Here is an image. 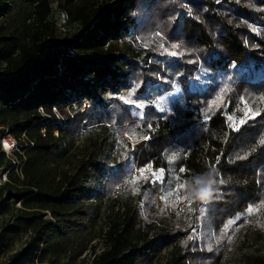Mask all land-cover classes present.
Listing matches in <instances>:
<instances>
[{
    "label": "trees",
    "instance_id": "1",
    "mask_svg": "<svg viewBox=\"0 0 264 264\" xmlns=\"http://www.w3.org/2000/svg\"><path fill=\"white\" fill-rule=\"evenodd\" d=\"M55 1L77 29L71 37L50 19L52 0H0V139H14L23 176L0 144L8 179L0 215H15L0 233V254L17 225L30 231L6 264L77 258L98 224L103 248H93L90 264H151L168 245L167 264H216L238 229L264 233V0ZM131 30L149 46L145 67L138 64L145 50L125 39ZM182 41L201 42L204 57ZM176 87L187 108L160 113L152 105L143 119L117 100L127 90L153 104ZM227 117L246 122L234 130ZM123 135L148 140L136 151ZM78 136L83 155L72 173L61 171L59 158ZM147 168L163 175L162 203L160 173L141 175ZM204 185L210 195L177 213L176 202ZM197 207L200 230L191 218ZM242 261L264 264V256Z\"/></svg>",
    "mask_w": 264,
    "mask_h": 264
},
{
    "label": "rangeland",
    "instance_id": "2",
    "mask_svg": "<svg viewBox=\"0 0 264 264\" xmlns=\"http://www.w3.org/2000/svg\"><path fill=\"white\" fill-rule=\"evenodd\" d=\"M127 0H99V3L101 4H106V3H125ZM51 16L50 19L54 20L56 25L59 24H66L65 19L61 13L57 10V4L55 0H52L51 3ZM58 27V25H57ZM66 27L69 29L67 32H63L60 30L63 34H68L69 37H71L75 32L76 28L75 26L68 25L66 24ZM125 39L127 41H131L132 39H135V43L133 45L137 46L138 49L140 50H145V52L142 53L141 57L138 59V64L139 66L145 67L146 64L149 63L150 57L147 51L149 50V46L144 44L142 40L137 36L133 30L129 32V36H127ZM183 45L185 48L193 51L197 58L199 60L202 59L205 55L206 51V46L203 45L199 41H182L180 43ZM182 89L180 87H176L175 90H173L170 93L160 95L159 97L156 98V100L153 102V104H150L148 102H145L144 100H136L137 97H135L134 93H130L134 95L133 97H129L127 95L128 91H122L123 96H118L117 100L121 101L123 99L124 103L130 104L129 109L133 113H136V115H133L134 118L139 119V111L140 109L135 108V104L137 103H142L145 105L144 109L150 108L152 105L154 108L160 112L159 106L161 101V97L164 98V101L167 103L168 109L174 104H179L184 108H187L188 105L186 104L183 94H182ZM176 95V96H174ZM261 96V95H260ZM259 94H255L254 97H260ZM132 98V99H131ZM90 105L88 103H83L81 111L83 113H87V110L89 109ZM190 111H193L191 108ZM161 113V112H160ZM207 119H204V121H207ZM241 119H236L234 117H227V124L230 128L232 129H238L239 126L241 125L240 123ZM123 139L126 140L127 142H130L133 146L136 147L137 144H139L141 141L138 142H133L127 135H123ZM147 140L148 139H144ZM83 143V136H78L74 145V148L71 149L66 155L62 156L59 158L58 164H59V169L61 171H66L68 173H72L75 168L78 165V160L80 157H82L83 152H82V144ZM146 144V143H145ZM114 146L117 147L119 146L118 144V139L116 138L114 141ZM145 146V145H144ZM136 150V149H135ZM137 151V150H136ZM140 151V150H139ZM117 156V150L114 148L110 154L107 153L105 155V160L102 161L103 165L105 168H109L111 161L113 158H116ZM114 168V166H113ZM153 173L154 174L160 173L159 171H152L150 168L144 169L143 173ZM140 173V170L138 169H133L132 174L135 176L136 174ZM3 179H1V182L3 183ZM99 184H103L102 178L100 179ZM159 185L160 189L157 194V200L162 203L164 199V193H163V185H164V178L163 175L160 173L159 177ZM2 186V185H0ZM207 185H204L200 187L199 189L195 190L192 194L188 195L187 198L183 202H176L175 208L177 210V213H183L184 210L192 204L198 196L201 195V188L206 187ZM162 194L161 200L158 199V196ZM117 195V192L113 194V196ZM133 204H139V201L137 198H133ZM15 208H18V205H15ZM116 210L123 211V207L121 205H116L115 207ZM14 212L12 211H7L5 214L0 215V233L2 232V229L6 225H11L15 223L14 220ZM49 217V215H47ZM191 218L192 222L195 225V230H200V226L202 224L201 219H200V208L197 207L192 210L191 212ZM101 224H98L95 229H93L90 234H89V243L85 246L84 251L79 255L77 258H68V257H60L57 260L56 264H90L92 258L94 257L93 255V248L95 247L96 252H100L103 248V232L101 233ZM249 232H245V227H242L238 229L236 232L234 238L235 241L231 242L228 241L225 246L221 249L219 256H218V261L216 264H245L242 259L244 257L250 256V255H255V256H264V233H261V235L257 236L255 233L251 232L253 229L254 225L249 226ZM30 237V231L25 230L23 227L20 225H17L16 230L9 232V235L7 237V240L4 243V247L2 248V252L0 254V264H6L8 261V258L18 251L28 240ZM171 251H172V246L168 245L162 248L161 252L157 257L154 258L151 264H167L169 259L171 258Z\"/></svg>",
    "mask_w": 264,
    "mask_h": 264
},
{
    "label": "built area",
    "instance_id": "3",
    "mask_svg": "<svg viewBox=\"0 0 264 264\" xmlns=\"http://www.w3.org/2000/svg\"><path fill=\"white\" fill-rule=\"evenodd\" d=\"M57 25H58V28L60 30H62L63 32H67L69 30L66 27V25H64V24L62 25V24H59L58 23ZM0 144H1L2 150L5 152L6 156L12 161L13 164H15V172H16L17 176L20 179H22L23 176H22V173H21V165L19 166V163L14 161L15 158H14V156L12 154L13 151H14V149H15V141H14V139L11 136L6 135V136H4V137H2L0 139ZM5 144L10 145V147L5 148L4 147ZM1 179L4 180L3 183L1 182ZM7 181H8V179H7V173H1L0 172V185H3ZM161 198H162V194L160 193V195L158 196V199L161 200ZM17 205L19 206V204H17ZM96 253L98 254L99 251L96 252Z\"/></svg>",
    "mask_w": 264,
    "mask_h": 264
},
{
    "label": "snow or ice",
    "instance_id": "4",
    "mask_svg": "<svg viewBox=\"0 0 264 264\" xmlns=\"http://www.w3.org/2000/svg\"><path fill=\"white\" fill-rule=\"evenodd\" d=\"M218 2H219V0H218ZM161 47L163 48V45H162ZM173 47L175 48V47H177V45L174 44ZM164 51H167V49L164 48ZM171 55H172L173 57H175V56L177 55V52L173 51V52H171ZM161 101H162V103H160V106H159V109H158V110H159L161 113H166V112H168L169 109H168V107H167V103H166V101H164V98H163V97H161ZM134 106H135V108L140 109L138 115H139V117H140L141 119H143V118H144V115H145V113H144L145 105L142 104V103H137V104H135ZM250 111H251V110H249V112H250ZM249 112H245V113H244V116L247 117L248 119H254V118H255V115H258V114H259V113L257 112V113H255V115H249ZM133 115H136V113H133ZM205 118L207 119V117H205ZM245 122H246L245 120H241V121H240L241 124H243V123H245ZM177 124H179V121H177ZM234 130H236V129H234ZM145 139H148V137H145ZM4 147H5V148H8V147H10V145L5 144ZM161 171H163V170H161ZM141 175H143V169H141ZM144 178L147 179L148 177L145 176ZM209 183H211V182H209ZM200 192H201L202 197H208V196L210 195V191H209V189H208L207 187H203V188H201ZM249 212H251V209H249ZM238 218H239V217H237V219H238Z\"/></svg>",
    "mask_w": 264,
    "mask_h": 264
},
{
    "label": "water",
    "instance_id": "5",
    "mask_svg": "<svg viewBox=\"0 0 264 264\" xmlns=\"http://www.w3.org/2000/svg\"><path fill=\"white\" fill-rule=\"evenodd\" d=\"M145 143H146V140L141 141L139 144L136 145L135 149L137 151L141 150L144 147Z\"/></svg>",
    "mask_w": 264,
    "mask_h": 264
}]
</instances>
